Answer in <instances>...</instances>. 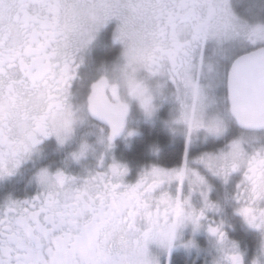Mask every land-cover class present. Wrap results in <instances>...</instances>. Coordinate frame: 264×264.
I'll return each mask as SVG.
<instances>
[{"label":"snow or ice","instance_id":"6c2138e0","mask_svg":"<svg viewBox=\"0 0 264 264\" xmlns=\"http://www.w3.org/2000/svg\"><path fill=\"white\" fill-rule=\"evenodd\" d=\"M0 264H264V0H0Z\"/></svg>","mask_w":264,"mask_h":264}]
</instances>
